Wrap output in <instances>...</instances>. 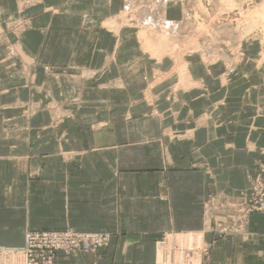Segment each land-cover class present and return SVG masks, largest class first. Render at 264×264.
<instances>
[{
  "label": "crops",
  "instance_id": "0c3cea01",
  "mask_svg": "<svg viewBox=\"0 0 264 264\" xmlns=\"http://www.w3.org/2000/svg\"><path fill=\"white\" fill-rule=\"evenodd\" d=\"M256 1L264 6V0ZM126 2L0 0V19L29 22L12 40L18 53L0 55V98L7 100L2 103L13 105L18 97L17 80L25 77L18 70L19 63L33 71L48 67L59 72L61 86L68 87L67 80L73 78L79 99L86 94L108 95L82 107L91 111L89 125L146 127L138 139L129 134L113 137L112 143L125 144L92 146L82 156L117 152L126 159L162 158L165 152L169 160L157 167L130 161L124 167L43 166L48 175L43 178L41 214L36 219L35 208L28 202L25 221L19 224L12 217L14 224L9 229L1 210L0 245H22L28 228L71 227L110 233L111 241L94 253L59 254L58 264H153L161 233L199 229L202 203L208 195H233L248 186L264 145V61L257 63V43L241 44L245 62L231 74H225L221 64L203 67L194 54H185L178 61L185 63L186 70L165 69L162 75L169 85L149 90L153 103L140 97L134 100L131 95L148 92V66L153 60L136 56L135 50L132 54L134 34L129 25L123 23L116 32L111 29ZM163 12L172 21L183 14L180 4L172 0ZM226 76L230 80L221 84ZM167 93L174 94V100L166 101ZM100 110L107 118L99 119ZM153 110L162 116H148ZM30 122L26 120L27 127ZM136 150L140 153L132 152ZM205 264H264V214L250 215L241 235L219 239Z\"/></svg>",
  "mask_w": 264,
  "mask_h": 264
},
{
  "label": "rangeland",
  "instance_id": "374dc122",
  "mask_svg": "<svg viewBox=\"0 0 264 264\" xmlns=\"http://www.w3.org/2000/svg\"><path fill=\"white\" fill-rule=\"evenodd\" d=\"M167 1L171 0H127L125 9L117 18L119 22L111 26L116 32L123 23L129 25L134 34L131 39L132 54L135 50L136 56L138 53L153 60L148 66L151 74L147 84L148 90L146 89L148 92L131 95L132 99L140 97L142 101L153 103L154 96L149 90L156 85H169L166 83L169 82L168 78L162 75V72L169 68L179 73L186 70L185 63L178 61L185 54H194L203 67L221 64L226 71L225 74H231L237 66L245 62L242 61L245 51L241 44L253 41L257 43V53L260 58V62L257 63L264 61V23L257 21L264 12V6L262 7L260 2L229 0L230 4L227 7L224 6L226 0H188L194 12L192 17L195 19L202 17V19L183 20L180 26L182 20L180 18L175 21L178 23L177 26L173 24L167 26L163 23L164 20L169 21L163 16ZM174 2L180 4V0ZM28 25L29 22L21 19H0V55L18 53L12 40ZM163 37H166L164 43L161 42ZM170 57L174 60H169L172 59ZM167 58L169 61L164 60ZM159 61H161L160 66L156 64ZM18 70L23 72L25 77L19 76L20 79L17 80L19 81L17 99L11 105V103H2L1 101L7 100L0 98V211L5 213L2 217L6 219L9 229L14 224V219H17L16 222L19 224L25 221L28 202L35 208L36 219L38 214H41L43 178L48 175L43 173V166L113 164L124 167V164L130 161L133 165L136 163L145 165L149 162L150 165L157 167L160 166L161 161L164 164L169 163L165 152L162 158L151 156L126 159L118 157L115 154L117 152H114L113 156L100 152L82 156L80 153L89 151L92 146L102 149L110 144H114L112 147L125 144L112 143L110 139L113 137L129 134L132 139H138L141 133H146V127L134 124L91 126L88 124L92 117L91 111L82 107L92 100H105L108 95L86 94L79 99L74 89L73 78H69L68 87H64L60 85L59 72L48 67H45L43 73L39 70L33 71L28 65L19 63ZM229 80L230 78L226 76L220 80V83L225 85ZM181 83L180 81L179 85ZM193 85L198 83L195 82ZM165 96L168 97L166 101L175 98L174 94L169 96L167 93ZM105 113L99 111L100 120L107 118ZM149 115L162 116V113L153 110L148 113ZM27 119L31 121L29 127L25 124ZM166 135L168 139L171 138L170 131ZM132 152L140 153L137 150ZM259 153L260 158L249 175L248 186L245 189L233 195L212 193L205 198L202 203V223L199 229L171 230L161 233L155 243L153 264L157 263L158 245L171 242L186 251L181 256L175 255L171 263H167L165 259L163 264H205L211 248L219 239L241 235L247 230L250 215L264 214V145L259 148ZM67 230L74 233L108 236V242L93 251L80 249H71L68 252L56 251L53 264H58L59 254L67 257L78 252L94 253L106 248L112 236L107 232L81 231L71 227L59 230L28 228L24 233L22 245H0V264H24L27 261L25 249L26 237L29 233ZM166 240L171 241L165 243ZM39 245L41 243L37 244ZM167 247L166 249H169ZM168 255L172 257L173 254Z\"/></svg>",
  "mask_w": 264,
  "mask_h": 264
},
{
  "label": "built area",
  "instance_id": "2783aa9c",
  "mask_svg": "<svg viewBox=\"0 0 264 264\" xmlns=\"http://www.w3.org/2000/svg\"><path fill=\"white\" fill-rule=\"evenodd\" d=\"M174 1V0H173ZM183 1V3H182ZM204 1V0H202ZM182 7V20L193 19L199 21L202 17L193 18L194 12L189 5L188 0H180ZM193 16V17H192ZM170 24L175 26L177 22L169 20ZM169 239V238H167ZM171 240H166V242ZM108 242V236L95 235L87 233H74L73 231H39L29 233L26 237L27 248L25 249V256L27 261L24 264H53L54 253L56 251L68 252L71 249H80L83 251H93L94 249L106 245ZM38 243L41 245L37 246ZM166 246H168L166 249ZM186 249H182L176 243L171 242L167 244H161L157 247V263L163 264L165 259L167 263H171L175 255L181 256ZM187 253V252H186ZM168 254H173L170 257Z\"/></svg>",
  "mask_w": 264,
  "mask_h": 264
},
{
  "label": "bare ground",
  "instance_id": "6f19581e",
  "mask_svg": "<svg viewBox=\"0 0 264 264\" xmlns=\"http://www.w3.org/2000/svg\"><path fill=\"white\" fill-rule=\"evenodd\" d=\"M166 4V3H165ZM230 3H229V0H226L225 2H224V6H227L228 7V5H229ZM166 6V5H165ZM234 6V5H233ZM232 6V7H233ZM227 9H230V8H227ZM224 10H226V8H224ZM256 14H254V16H255ZM259 17V16H258ZM257 21L258 22H263L264 23V13H261V15H260V17L257 19ZM164 24H166L167 26L170 24V21H166V20H164V22H163ZM153 26V25H152ZM165 39H166V37H163V38H161V42L162 43H164L165 42Z\"/></svg>",
  "mask_w": 264,
  "mask_h": 264
}]
</instances>
